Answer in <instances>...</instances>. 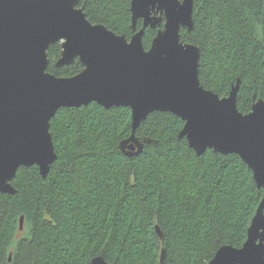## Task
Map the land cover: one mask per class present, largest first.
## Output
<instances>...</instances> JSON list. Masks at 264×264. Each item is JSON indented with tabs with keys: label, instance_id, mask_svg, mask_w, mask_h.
Returning <instances> with one entry per match:
<instances>
[{
	"label": "trees",
	"instance_id": "1",
	"mask_svg": "<svg viewBox=\"0 0 264 264\" xmlns=\"http://www.w3.org/2000/svg\"><path fill=\"white\" fill-rule=\"evenodd\" d=\"M87 18L129 38L130 0H80ZM191 31L181 39L200 47L199 81L225 96L239 78L237 107L249 112L264 100V0H193ZM142 21L137 22V30ZM157 29L147 27V49ZM60 42L48 48L47 70L78 73L79 62L56 67ZM184 121L154 111L136 135L156 139L126 156L118 142L131 133L128 106L96 102L61 107L50 120L56 159L43 178L36 165L20 166L0 192V264H205L223 244L246 239L262 189L234 153L196 155ZM23 216V227L19 228ZM155 225L160 227L159 239Z\"/></svg>",
	"mask_w": 264,
	"mask_h": 264
},
{
	"label": "water",
	"instance_id": "2",
	"mask_svg": "<svg viewBox=\"0 0 264 264\" xmlns=\"http://www.w3.org/2000/svg\"><path fill=\"white\" fill-rule=\"evenodd\" d=\"M79 1L0 0V192H16L11 181L20 166L36 165L46 177L57 157L50 120L61 107L128 106L131 133L118 142L126 156L156 144L136 135L149 113L171 112L184 121L178 138L185 137L196 155L207 149L237 154L262 189L243 244L221 245L205 264H264V100L254 94L243 113L237 107L239 78L225 96L200 83V47L181 39V29L194 26L193 0H130L129 38L92 23ZM147 27L157 31L146 49ZM55 42L61 49L54 65L79 62L78 73L56 76L47 70ZM155 231L162 239L158 225ZM164 263L162 248L159 264ZM90 264L113 263L96 255Z\"/></svg>",
	"mask_w": 264,
	"mask_h": 264
},
{
	"label": "flooded vegetation",
	"instance_id": "3",
	"mask_svg": "<svg viewBox=\"0 0 264 264\" xmlns=\"http://www.w3.org/2000/svg\"><path fill=\"white\" fill-rule=\"evenodd\" d=\"M182 30V29H181Z\"/></svg>",
	"mask_w": 264,
	"mask_h": 264
}]
</instances>
